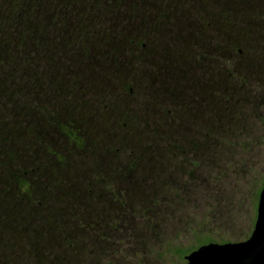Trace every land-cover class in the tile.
<instances>
[{"label":"trees","instance_id":"obj_1","mask_svg":"<svg viewBox=\"0 0 264 264\" xmlns=\"http://www.w3.org/2000/svg\"><path fill=\"white\" fill-rule=\"evenodd\" d=\"M173 1L0 0V238L10 242L0 243V264H77L70 263L68 253L82 255L89 244L92 253L101 255L105 245H112L110 231L120 230L133 217L164 208L166 198L173 206L188 201L178 192L186 194L193 187L190 184L199 180L192 165L199 168L200 163L192 161L191 152L196 156L205 150L208 136L223 130L227 93L240 92L232 82L234 76L240 78L236 69L244 70L240 81L264 71L263 62L255 72L231 66L237 53L246 51V55L262 47L257 42L260 22L264 29V0H178V5ZM174 19L172 36L179 54L160 46V36ZM138 56L143 64L135 73L129 65ZM246 59L254 62L245 57L242 65ZM215 63H229L231 75L225 67L226 72L222 68L216 72L223 76L221 81L212 79L210 71L208 77L206 69L216 71ZM71 65L77 69H68ZM66 72L83 73L86 79L88 73H99L105 79L97 95L102 99L121 98L118 89L131 98L135 84L138 95L154 97L163 111L155 113L147 107L141 122L135 119L132 125L126 113L117 116L113 129L105 133L110 136H106L109 146L89 149L87 125L98 117L89 113L74 118L72 107L53 106L55 99L65 103L71 89ZM109 76H118L119 86ZM163 101L168 104L163 106ZM262 102L264 97L255 105L261 107ZM186 103L192 112L178 107ZM107 105L99 108L105 110ZM93 107L88 106V112ZM197 124L214 128L197 138L192 129ZM61 140L68 142L69 155H82L83 170L75 164L62 165L66 158L55 146ZM169 150L172 157L183 154L184 162L165 167L164 155L158 163L160 152ZM45 176L62 185L46 193L41 185ZM147 178L168 183L171 199L159 197L157 188L151 187L144 203L135 202L134 197H141L134 192ZM52 181L45 180V185L50 187ZM38 192L41 199L35 202L33 194ZM50 198L54 201L43 202ZM146 222L158 231L157 223ZM18 241L26 246L23 251L33 252L30 258L17 256L12 249ZM211 241L198 238L196 244ZM193 247L170 249L181 259Z\"/></svg>","mask_w":264,"mask_h":264},{"label":"rangeland","instance_id":"obj_2","mask_svg":"<svg viewBox=\"0 0 264 264\" xmlns=\"http://www.w3.org/2000/svg\"><path fill=\"white\" fill-rule=\"evenodd\" d=\"M173 3L175 5L179 4L178 0H174ZM183 5L185 6L184 3ZM174 21L175 19L173 22L167 24L168 30H166L163 36H160L162 42L160 46L169 50L171 49L173 53L175 49L179 54L180 46H176L177 41L172 36V28H176L172 26L175 24ZM258 30L261 33V37L258 39L257 43H260L262 47L260 49L258 48V51L254 50V52L250 54L247 52L246 55L249 54L250 57L245 55L246 51L243 54L237 53L232 59L231 66L235 64V66H241V68L246 71L253 72H255L254 69L257 67H261L262 62L264 63V61H262L264 60L263 22H260ZM176 33H178V31ZM117 34L119 36V32ZM257 47L258 46H255V48ZM245 57L254 60V62L246 59V63L242 65ZM138 58L140 61L134 59L129 65V69L132 68V72L134 69L135 73L141 69L143 64L141 62V57L138 56ZM184 58L188 61L191 59L186 56ZM257 59L261 61L255 62ZM247 62H252L254 65H247ZM231 66L229 63H227V66L221 63H215L216 71L207 67L206 74L209 77V74H211L210 72H212V76H214L212 79L219 82L223 79V76L216 72L220 71L221 68L226 72L225 67H227V75H231L229 72ZM68 69L76 70L77 68L75 65H71ZM108 72L111 73L109 70ZM236 73L240 75V78L245 76L243 74L244 70L241 71L240 67L236 69ZM88 74L89 77L86 79L83 73L81 74L78 72L74 76L66 72V84L68 89L69 87L71 88L69 89V94L66 96V101L63 99L65 101V103H63L62 98L52 101L54 102L53 106L57 103V107L63 104L75 109L74 115L77 117L74 118H78L80 114H87L88 116L89 113H93L91 116L98 117L95 119L97 121L96 123L87 125V130L90 132V135H87L89 138V149H93L98 144L109 146L110 142L107 143V141L110 140L106 138V136H110L105 133L108 132L110 128L113 129L114 125L112 126V124L116 122L115 119H117V116L123 117L126 113V121L130 122L132 125V120L137 119L141 122V117L143 118L142 111L144 110L147 113V107L155 113L163 111L160 107V102L156 101L154 97L152 98L149 96V98H147L138 95V89L135 84L132 86V89L136 93L134 96H131V98L128 96L126 97V94H123L120 89H118L119 91L117 90V92L118 96L121 98H115L113 100L112 97H110V99L107 97H103V99L100 96L97 97V95L101 94V85L105 82V79L100 76L99 73H95L94 76L91 75L93 80H95L94 84L90 76L91 73ZM253 74L258 75L248 76L244 81H240V78L236 79L234 76L236 83L232 80L234 83L233 86L240 88V92L236 89V91L227 93V115L222 119L224 126L222 128L223 130L208 136L205 150L200 149L202 151L196 153V156L195 152H191V156L194 158L192 161L195 162V164H197V162L200 163L199 168H195L197 166L192 165V169L195 170L194 174L197 175L198 171L199 180L196 183L193 182L190 184V186L193 185V187L189 189L186 194L180 191L178 192L180 197L183 196L187 198L188 201L183 202V204L176 201L173 206V201L165 197L167 202H165L166 205L164 208L157 209V211L153 212L154 214L152 213L146 217L142 215H139L138 218L133 217L127 224L122 225L123 227H121L120 230L117 229L118 231L116 232L110 231L112 245L109 247L105 245V250L101 255L97 252L92 253V247L89 244L84 247L85 250L82 255L79 252L77 254L72 252L71 256L64 251L70 263L182 264L184 258L180 259L174 252V249L170 248L174 246L184 248L190 245L197 247L196 241L198 238H210L212 241L224 242L242 240L250 235L256 219L259 191L264 184V102L261 103V107L255 105L258 99L264 97V71L259 70V72ZM106 75L107 72L105 73V76ZM109 77L112 79V81H110L112 84L119 86L120 80L118 76L116 78ZM54 80L58 81V76H55ZM130 81L131 80H128V83ZM87 84L91 86L90 90L82 89L81 85ZM93 90L96 91V93ZM199 94L200 93H198V95ZM243 96H246V98H243ZM103 103L108 104L105 110L104 108H99ZM162 103H164L163 106L168 104L164 101ZM178 105L181 109L185 108L190 112L193 111L190 109L188 103ZM88 106L94 107L88 112ZM193 109L195 108L193 107ZM138 111L141 113H138ZM210 128L214 127L210 124L204 126L197 124L192 127L196 132L195 135L197 138H201L203 134H207L205 130L209 132L213 130ZM60 142L59 145L55 146L59 147L60 151H58L66 158L62 160L61 163H64L62 165L66 164L65 167L67 168L69 163L70 165L75 164V167L83 170L82 166L86 165V163L83 157H81L82 155H69L68 142L66 140H61ZM56 143H58V139ZM159 155H162V157L158 163L162 164V159L165 155L163 165L168 168H172V166L180 165L184 162L182 158L183 154L172 157L170 150L166 152V154L165 151H162ZM170 157H172V160H170ZM48 160V158L43 159L47 164ZM45 163L42 162L43 165H45ZM113 163H115V161ZM49 178L53 180L51 182L53 186L50 185V187H47V185H45V180ZM44 179L45 180L41 181V185L45 187V191L46 193L48 192V194L51 193L53 188L62 185L61 182L57 184L58 181L52 176H45ZM146 181L147 182L142 183L143 187L137 189V193L134 192V195H139L141 197H134L135 202L144 203L145 196L149 194L151 187L157 188L156 194H159V197L168 195L167 197L171 199L172 192L169 190L170 185H168V183L160 181V179L159 181H152L147 178ZM48 188L51 189L49 190ZM40 195L41 193L39 192L38 194H33L35 202L41 199ZM37 196H39V199ZM132 196L129 197V199H132ZM52 199L53 198H50V200L46 199L47 201L45 202L43 200V202L49 204L54 201ZM147 220L157 223V232H153L147 227ZM5 241L10 245L9 240L0 238V243L3 244ZM22 246L24 248L26 247L23 243L18 241L14 244L12 249L15 250L17 256L23 254V257L30 258L33 252L27 249L23 251ZM60 251L63 253L62 250Z\"/></svg>","mask_w":264,"mask_h":264},{"label":"water","instance_id":"obj_3","mask_svg":"<svg viewBox=\"0 0 264 264\" xmlns=\"http://www.w3.org/2000/svg\"><path fill=\"white\" fill-rule=\"evenodd\" d=\"M183 264H264V184L250 235L239 241L208 242L184 256Z\"/></svg>","mask_w":264,"mask_h":264},{"label":"flooded vegetation","instance_id":"obj_4","mask_svg":"<svg viewBox=\"0 0 264 264\" xmlns=\"http://www.w3.org/2000/svg\"><path fill=\"white\" fill-rule=\"evenodd\" d=\"M203 244H204V243H203ZM200 245H201V244H200ZM198 246H199V245H198ZM198 246H197V247H198ZM194 249H195V248H194ZM192 250H193V249H192ZM190 251H191V250H190ZM190 251H189V252H190ZM189 252H188V253H189ZM188 253H186V254H188ZM186 254H185V255H186ZM185 255H184V256H185ZM184 261H185V258H184ZM183 263H184V262H183ZM183 263H182V264H183Z\"/></svg>","mask_w":264,"mask_h":264}]
</instances>
